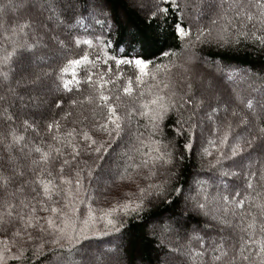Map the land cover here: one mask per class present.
<instances>
[{
    "label": "snow or ice",
    "instance_id": "1",
    "mask_svg": "<svg viewBox=\"0 0 264 264\" xmlns=\"http://www.w3.org/2000/svg\"><path fill=\"white\" fill-rule=\"evenodd\" d=\"M128 4L133 9L146 10L147 18L156 20L158 26L160 22L167 26L166 34L137 30L132 39L137 40L142 49L161 44L159 55L169 58V64L155 63L149 70L153 61L145 59L143 55L126 58L108 56L105 52L103 59L97 55L93 60L87 50L76 58H66L58 70L59 74L55 75V90L69 94L81 92V85L84 84L87 94L81 99H68L67 103L70 107L85 104L90 107L87 113H78L70 127L62 126L61 121L72 117V111H63L59 119L46 123L44 131L47 140L41 136L38 127L27 119L21 122L23 131H18L14 127L15 115L7 107L3 109L0 123L6 130L0 134V152L3 153L0 156V264H9L10 261L15 264H45V261L49 264H65L64 258L56 254L57 249L70 257L74 249L88 239L89 233L96 234L98 223L102 222L106 229L119 231L117 224L123 225L117 213L138 214L152 202L153 197L160 199L168 192L171 181L178 176V164L184 160L182 153L177 155L176 138L186 136L182 150H193L196 129L202 126V122L196 121V116L205 102L196 99L193 84L186 82L188 77H180L185 89L182 93L177 91L176 82L172 80L174 69L183 68L185 73L188 72L187 65L193 62L195 53L188 54L183 65L177 64L174 62L177 53L164 46L162 39L171 37L179 40L184 49L195 47L196 43L215 42L225 47L239 46L249 41L264 48V0H232L227 10L232 15L226 12L221 17L225 23L215 35L207 28H198L195 43L189 39L193 35L192 28L186 26L184 20L183 12L187 4L182 6L180 0H152L150 6L147 0H128ZM26 6V0H7L6 4H0V13H5L0 16V84L10 85L11 80L18 77L17 85H38L50 75L47 72H29L38 42H30L28 30L32 29L35 33V29L30 20H15L16 14ZM47 7L53 8L51 4ZM90 7L101 16H109L105 11L109 7V0H91ZM106 22V19H95V23L102 28ZM249 23L252 24V31L247 30ZM94 40L106 43L101 41L100 36H75L70 43L66 44L63 40L57 43L65 50L72 44L77 48L86 45L91 49ZM109 60L114 62L115 71ZM121 65L133 67L134 77L125 79L120 71ZM80 68L85 69L86 73L83 81L78 76L77 70ZM145 78L152 83L147 84ZM48 87L51 90L52 86ZM204 87L207 90L212 85L209 83ZM7 91L16 94V90L11 87ZM3 99L0 97V100ZM235 99L243 103L246 109L253 110L252 99L243 100L238 95ZM63 104V96L53 102L58 110L62 109ZM218 111L220 109L211 108L206 118L213 120L212 114ZM232 115L238 113L233 110ZM241 123L247 125V117ZM30 130L35 133L31 139L27 135ZM230 130L231 124L228 123L218 145L216 141L209 140V144L219 152L209 162L210 166L218 167L222 175L238 176L240 173L227 172L225 162H229L232 168L243 167L244 155L251 158L255 154L258 158L257 170H249L245 180L247 189H253V179L257 182L264 179V127L257 129L259 135H252L248 139L234 137L231 144ZM212 131L216 133L218 129L214 127ZM96 134H102L104 138L97 139ZM226 145L229 146L227 153L222 150ZM202 152L204 156H212L208 148H202ZM105 166L114 179L132 183L140 178L148 183L144 186L137 184L136 194L125 193L126 199L118 200L112 207L99 209L97 216L92 203H86L95 197L88 194L81 197V192L87 193L85 181L92 180L95 173ZM112 169H115L114 173ZM260 186L264 191V185ZM172 191L178 196L182 194L180 187L172 186ZM133 195L135 198H131ZM260 196L257 193V197H242L239 191L218 196L216 199L225 205L223 214L230 212L234 218L239 217L236 227L243 235L230 246L225 244L223 238L214 246H209L204 237L199 235L198 229L194 228L187 237L189 247L182 254L203 258L209 253L210 247L211 259L216 262L264 264V199H260ZM246 199L252 202L245 210ZM207 201V194L203 200L184 196L185 212L193 218L208 216ZM167 202L173 203L171 200ZM253 208L258 212L254 213ZM216 212L219 213L220 209H216ZM212 218L225 225L231 224L220 215H213ZM193 241L199 245V251L191 247Z\"/></svg>",
    "mask_w": 264,
    "mask_h": 264
},
{
    "label": "trees",
    "instance_id": "2",
    "mask_svg": "<svg viewBox=\"0 0 264 264\" xmlns=\"http://www.w3.org/2000/svg\"><path fill=\"white\" fill-rule=\"evenodd\" d=\"M41 1V0H36ZM44 1V0H43ZM49 3L50 0H46ZM45 1V2H46ZM150 3L152 0H149ZM198 0H180L182 6L185 4L196 5ZM58 2V3H56ZM7 0H0V4H6ZM90 0H73L71 3L62 4L59 0L54 1L55 9L59 15L57 22L61 26V32L64 33L65 37H60V40L65 41V43H70L72 37L79 36L81 38H94L96 36L101 37L102 42H97L94 40L93 47L89 49L86 45H81L77 48L72 44L68 49H62V54L57 55L56 51H51L53 60L45 64L44 58L40 60V64H44V68L31 65L29 67V72L32 73H49L50 75L42 80L38 85L23 84L17 85L18 77L11 80L9 84H0V121L3 120V109L7 107L9 112L15 115L14 127L20 132L23 131L21 127V122L24 119L29 120L34 123L44 139L47 140L45 135V125L53 119H59L63 111H72L73 116L68 118L67 121H61L62 126L70 127L72 126L71 121L77 118V114L81 111L87 113L89 105L85 104L83 106L70 107L67 103L68 99L77 98L81 99L83 95L87 94V86L82 84L81 92L73 91L72 93H66L61 90L57 92L55 90L54 78L58 73L60 67H62L66 61V58H76L82 55L85 50L90 53V59H95L97 55H100L103 59L104 53L107 52L108 56L126 57L131 58L136 55H143L145 59L153 61V64L149 66V70L154 67L155 63L169 64V58H163L159 55L158 49L161 44L155 46L141 48V45L137 40L132 39V36L137 30L150 33H165L167 31V26L160 22L159 26L156 20H149L147 18V12L140 10L139 8L133 9L128 4V0H109V7L105 10L109 16L106 18L101 16L98 12H93L90 7ZM47 4V5H48ZM42 5V4H41ZM47 5L43 8L44 11L39 13L31 6H26L21 9L15 17L16 21L30 20L33 22V29H29V36L32 39L36 37L38 42V47L35 50L34 57L43 56L46 52L39 46L57 48L56 43L47 37L45 39H40L37 37L39 32L38 23L41 21L50 9ZM44 6V4H43ZM88 8V11H85ZM197 8L184 7V20L186 26H191L193 35L189 39L192 43H195V34L198 28L209 29L213 35H215L217 29L225 23L221 16L218 17L217 11L208 16L204 22L197 23L194 20V12ZM7 12V9H5ZM5 13H0L3 16ZM11 15V13H8ZM217 15V16H216ZM38 18V22L37 19ZM42 19V20H41ZM95 19H106V23L103 28L95 23ZM171 16L169 17V22H171ZM80 21V23H77ZM213 21H216L214 24ZM247 30L252 31V24H247ZM110 29V30H109ZM259 29V25L257 26ZM33 42L34 41H30ZM162 44L167 48L175 51L177 56L175 58V63L184 64L188 54L195 53V59L191 64H188V72L185 73L183 68L174 69L172 72V80L176 82V88L178 92H183L185 89L180 83V77L186 76L188 80L186 82H191L193 84L194 91L196 93V99L204 100V107L202 110L198 111L196 116L197 122H202V126L196 129V140L194 143L193 150L191 152H184L182 150V145L186 142L187 138L177 137L175 145L177 148V155L181 153L184 156V160L178 164L177 171L178 176L171 181L168 192L164 197L160 199L152 198V202L147 204V206L140 213H130L124 215L122 213H117V218L122 222V227L117 224L119 231H112L106 229L104 224L98 223L96 225V234H88V239L82 242V246H77L69 257L66 252L59 249L56 250V254L64 258L65 264H87V262L94 261V255L98 254L100 251H105L107 253H117L118 259L115 264H165L167 262V257H174V252L169 251L174 246H178L179 249L186 250L189 247V241L185 246H180L181 239H184L182 233L176 234L174 237L176 241L170 240V236L164 235V232L160 230L163 222L166 220L171 224H181L183 226L192 225L198 229L199 235L202 237L214 236V237H224L226 239V245H232L238 242V239L243 235L238 228L231 223L230 226H225L219 221L212 219L208 216H199L198 218H193L185 212V202L184 193H190L200 200H203L205 194H207L208 202L217 201L216 206H220L223 202L216 199L218 196L230 195L235 191L241 192L242 197H257V193H260V199H264V191H262L260 185H264V179L257 182L253 179V189H247L246 187V177L236 178L234 175L221 174V170L213 168L210 166V161H213L219 152L211 144L209 140H214L219 142L220 136L225 131V125L230 123V139L229 144L233 142V138L236 136H241L244 139L250 138L252 135H259L257 129L259 127H264V111L259 107V103L253 101L254 109L258 112H253V110H248L245 108L243 103H230V106L225 107L227 111L220 112L219 116L213 115V120H207L206 113H211V108L220 109V105L212 104V100L205 99V93L207 90L202 83V80L197 81V69L202 70L206 68L208 71L206 77H214L215 72H222L227 81L233 82L236 77H243L246 69L253 70L259 79L257 80L256 86L261 82L264 84V48H262L258 43L253 44L252 42L242 43L239 46H225L220 47L215 42L205 43V44H195V47L189 46L187 49L182 48L181 42L179 40L167 37L162 39ZM56 50V49H55ZM61 50V49H60ZM123 50V51H121ZM33 57V60H34ZM207 59V61L205 60ZM109 64L112 66L113 70H116V66L113 61L109 60ZM220 67L219 69L217 67ZM90 68V66H89ZM79 78L83 81L85 76V69L80 68L77 70ZM120 71L123 73V77L126 79L129 76L135 75V69L128 65H121ZM196 71V72H195ZM221 77V76H220ZM231 77V79H229ZM65 78H70L66 76ZM147 84L152 82L145 78ZM43 85L47 88L44 89ZM48 85H51V90ZM147 86V85H146ZM11 87L16 90V94H10L7 88ZM244 90V89H243ZM64 97V104L62 109L58 110L53 106L54 100L59 97ZM19 97H23L21 100ZM249 99H254L249 98ZM246 100V99H244ZM225 102V101H224ZM226 105V103H224ZM264 104V102H263ZM256 107V108H255ZM235 110L238 115L233 116L232 112ZM191 109H189V112ZM187 115V113H186ZM247 117V125L242 124L241 121ZM143 123V121L141 122ZM79 127V125H77ZM217 128L218 131L213 133L212 129ZM136 129L135 122L133 123V131ZM6 129L3 124L0 123V134H2ZM29 139L35 136V133L31 130L27 133ZM97 139H103L102 134H96ZM202 148H208L212 156H204ZM222 150L227 153L229 151V146H223ZM3 153L0 152V156ZM247 154L243 157V167L232 168L229 162H225V169L227 172H237L247 174L249 170L256 171L257 167L252 166L247 167L246 161ZM115 172V169H112ZM217 182L223 189H217L219 194L214 187L215 185L211 182ZM146 183L140 178H136L132 183L125 181H120L114 179L113 174L106 170V166L95 173L92 180L85 181V189L87 193L81 192V197L85 194L93 195L95 199L93 201H86V203L91 202L94 210H96V215L99 216V209H106L112 207L116 204L118 200H124L127 197L124 196L125 193H135L136 185L139 184L144 186ZM206 183V184H205ZM200 188L204 185L208 186L210 189L206 193H202L195 186ZM127 185V186H125ZM172 186L180 187L182 189V194L177 195L172 191ZM190 190V192H188ZM138 195V194H137ZM131 198H135L133 195ZM171 200L173 203H168ZM252 201L246 199L245 210L248 208ZM258 202V201H257ZM224 205V204H223ZM231 207V205H228ZM206 210L210 211L209 207ZM241 211V210H240ZM254 213H257V209H252ZM211 213V212H209ZM231 216V213L228 214ZM233 217V216H232ZM234 218L233 220L237 219ZM164 220V221H163ZM187 222V223H185ZM234 223V222H233ZM162 228V227H161ZM168 236V237H167ZM172 239V237H171ZM218 242L210 243V246H214ZM186 247V248H184ZM191 247L195 250L199 248V245L193 241L191 242ZM107 248V249H106ZM232 251V250H231ZM176 253V252H175ZM210 252L206 254V262L211 264V259H209ZM50 259H52V254H49ZM172 260V259H171ZM181 259H174L175 262H179ZM9 264H15V262H9ZM45 264H49L45 261ZM89 264V263H88Z\"/></svg>",
    "mask_w": 264,
    "mask_h": 264
},
{
    "label": "rangeland",
    "instance_id": "3",
    "mask_svg": "<svg viewBox=\"0 0 264 264\" xmlns=\"http://www.w3.org/2000/svg\"><path fill=\"white\" fill-rule=\"evenodd\" d=\"M46 0H41V1H36V0H26V4L27 6H31V5H35L34 7L31 6V8H34L39 15L41 16V13H43L44 11V7L48 4V2ZM49 1V0H48ZM52 1V2H51ZM54 1L56 0H50L53 8L50 9V12L47 13V16H45V18H43V20L41 21V24L38 23V28H39V32L37 33V37L41 38L42 40L50 37V39H52V41L54 43L57 44L58 46V50L57 48H52V47H45L42 44H40L39 46H41V48H43V50L46 52V54H44L42 57L39 55L37 57H34L33 63L31 65L37 66L40 68H44V64H40V60H42V58H44L45 60V64H48V62L53 60V56L51 54V51H56L57 55L62 54V49L59 47L57 41L60 40V37H65L64 33L61 32V26L59 25V23L57 22L59 15L57 13V10L55 9V4ZM62 4L64 3H71L73 0H59ZM58 3V2H56ZM152 3V2H151ZM150 1L147 0V4L150 6L151 5ZM232 3V0H198L196 1V5L193 4H187L188 7L191 8H197V10L194 12V20L199 23V22H204L205 19L210 16L212 13H214L217 11V15L219 16H224L225 13L227 12V15L231 16L232 13L231 11H227L229 9L230 4ZM42 4V5H41ZM44 4V6H43ZM91 4V0L90 3ZM54 9V11H53ZM144 12H146V10H144ZM216 15V16H217ZM37 22H38V18ZM53 37H55L56 39L54 40ZM32 41H34V43H37L36 41V37L34 36L32 39ZM61 49V50H60ZM207 61V59H205ZM218 69L220 68L219 66L217 67ZM197 71V81L202 80V83L205 85L207 84H211L212 87L207 89V92L205 93V99H211L212 100V104H218L220 105V111H218L217 113H215V116H219L220 112H223L225 107H229L230 103H240L238 100L235 99V97L238 95L239 97H241V99H249V98H253V101L256 103H259V107L264 111V107H262L263 102H264V84L261 82L258 86H256L257 84V80L256 82H254L255 80L252 79H259V75H257L253 70L250 69H246V71L244 72V76L241 77H236L234 79L233 82H229L227 81V79L225 78V76L222 74V72L218 73L215 72L213 74L214 77H206L208 71L206 70V68H202V70H196ZM195 71V72H196ZM221 76V77H220ZM43 88L46 89L47 86L43 85ZM244 89V90H243ZM225 101V102H224ZM226 103V105L223 104ZM241 104V103H240ZM256 108V107H255ZM254 109V108H253ZM258 112V110L254 109L253 112ZM208 120V119H207ZM210 121V120H209ZM250 160H251V165H250ZM258 162V158L256 157L255 154H253V156L251 158L246 157V161L245 163L247 164V167H251L254 166L256 167ZM240 173V172H239ZM244 178L246 177V174L244 173H240V175L236 176V178ZM216 187L215 189H223L224 187L220 186L219 183L211 181ZM206 184V183H205ZM197 187V184L195 185ZM210 185L207 184L204 185V187H197L199 189L200 192H202L203 194L209 191V187ZM211 187V186H210ZM252 189H250L249 191H251ZM190 192V190L188 191ZM216 194H219V191H215ZM184 196H193L191 194V192L188 194L187 192L184 193ZM216 200L214 199V201L208 202V206L210 211L208 210L209 216L212 218L213 215H220L222 216L224 219H227L228 221H230L232 224H234V226L236 227V225L239 223V217L235 220H233L232 215L229 216L224 215L223 214V208L225 207V205H223L222 203L220 204V206H216ZM229 207V206H228ZM216 209H220V212L217 213ZM207 211V210H206ZM240 211V210H237ZM213 219V218H212ZM216 220V219H214ZM164 221V220H163ZM216 222H218V220H216ZM234 222V223H233ZM225 225V224H223ZM229 225H225V226H230ZM162 227V228H161ZM160 227V230L164 232V235H168L170 236V240H175V236L178 233H182L184 236V239H181V244H179L180 246H185L188 243V239L187 237L191 234V230L194 229L195 227L192 225L189 226H183L181 224H170L169 221L165 220L162 224V226ZM238 228V227H236ZM197 229V228H196ZM239 229V228H238ZM167 236V237H168ZM201 236V235H200ZM172 237V239H171ZM223 238L224 242H226V239L224 237H214V236H205L204 239L208 242V245L210 246L211 242H214V240H216L218 243L221 241V239ZM187 246V245H186ZM186 248V247H184ZM107 249V248H106ZM172 249H176V253L174 252V257L176 259H181L179 262H175L173 258V256L171 258L167 257V262H165V264H208L206 262V255L203 258L200 257H189L187 255H184L182 253H185L186 250H182L179 249L178 246H174L172 247ZM194 249V248H193ZM195 250V249H194ZM196 251H199V248L196 249ZM209 252H210V256L209 259H211V249L209 247ZM231 255V250L230 253ZM94 261L92 262H87V264H115V261L119 258L117 253L111 252V253H107L105 251V249L103 250V252H99L98 254L94 255ZM172 259V260H171ZM211 264H223V262H216L213 261L212 259L210 260ZM210 264V263H209Z\"/></svg>",
    "mask_w": 264,
    "mask_h": 264
}]
</instances>
